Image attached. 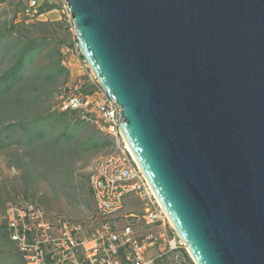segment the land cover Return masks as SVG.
<instances>
[{"label":"water","instance_id":"1","mask_svg":"<svg viewBox=\"0 0 264 264\" xmlns=\"http://www.w3.org/2000/svg\"><path fill=\"white\" fill-rule=\"evenodd\" d=\"M193 264H264V0H64Z\"/></svg>","mask_w":264,"mask_h":264},{"label":"rangeland","instance_id":"2","mask_svg":"<svg viewBox=\"0 0 264 264\" xmlns=\"http://www.w3.org/2000/svg\"><path fill=\"white\" fill-rule=\"evenodd\" d=\"M38 3L43 14L32 19L22 13L27 0H0V73L13 65L12 56L20 45L44 41L37 59L28 67L33 69L38 63L44 64L43 68L38 66L43 71L37 82L43 81L42 88L51 90V94L40 103L26 107L17 105L25 111L27 120L60 111L57 106L62 87L82 82L83 92L94 88L93 73L78 51L76 34L64 0H38ZM49 6L55 8L46 11ZM52 49L59 51L60 64L66 72L52 74L51 79L44 80L49 73L46 64L52 65L56 59ZM27 82L33 84L31 80ZM2 106L0 126L9 114ZM63 133L72 135L61 139ZM11 137L9 140L3 138L4 145L0 148V264H22L14 244L3 235L5 231L1 221L5 207L16 200L33 201L55 215L88 226L93 210L88 169L97 156L108 154L116 145L111 138V144L103 145L105 134L78 113L67 114L32 146L19 137ZM126 207L140 209L142 204L136 196H129ZM137 230L143 232L146 229L138 227ZM166 232L170 238H176L177 248L165 250L162 254L157 248L151 249L149 257L152 262L149 264H193L185 246L178 242L179 238L169 225Z\"/></svg>","mask_w":264,"mask_h":264},{"label":"built area","instance_id":"3","mask_svg":"<svg viewBox=\"0 0 264 264\" xmlns=\"http://www.w3.org/2000/svg\"><path fill=\"white\" fill-rule=\"evenodd\" d=\"M22 13L32 19L43 14L38 0H27ZM92 83L94 88L86 92L81 90L82 82L62 87L57 106L92 121L116 144L88 169L93 204L89 224L85 227L55 215L30 200L8 204L1 215L2 226L22 264H149L151 249L162 254L177 248L176 238L167 235L166 226L172 227L164 210L120 137V107L95 76ZM129 196H136L142 207L128 209ZM138 227L146 230L139 232Z\"/></svg>","mask_w":264,"mask_h":264},{"label":"trees","instance_id":"4","mask_svg":"<svg viewBox=\"0 0 264 264\" xmlns=\"http://www.w3.org/2000/svg\"><path fill=\"white\" fill-rule=\"evenodd\" d=\"M54 8L55 7L53 6H49L46 11ZM40 12H43L42 9ZM42 44H44L43 40L40 41V43L32 42L29 45H20L12 56L13 65L0 73V106L4 104L2 108H6L5 112H9L8 117L2 120L5 124L3 123V125L0 126V148L4 145L2 143L3 138L9 140L12 135L17 138L19 137L20 140H24L27 145L32 146L34 141L42 139L45 133L52 130V128L57 125L59 120L67 114H75V112L70 113L54 111L46 115L36 116L27 120V117L24 115L25 111L23 112V109L21 107L18 108L17 106L21 105L26 107L32 103L36 104L43 102L46 100V97L51 94V90L48 91L42 88L43 81L40 83L37 82L43 71L38 68V66L43 68L44 64L42 65L41 63H38L36 65L37 67L33 69H29L28 67V64L37 59L38 50ZM52 50L53 54L56 55V59L52 65L46 64L45 68L49 71V73L45 75L44 80H49L53 77V75L62 71L66 72V69L60 64L59 51L56 49ZM29 80L33 82L32 85L28 84L27 81ZM44 123H47L48 125L43 126ZM71 135L72 134L70 133H63L60 137L61 139H64L70 137ZM103 139V145L111 144L109 136L105 135ZM65 175H67V172ZM3 235L8 238L6 231Z\"/></svg>","mask_w":264,"mask_h":264},{"label":"bare ground","instance_id":"5","mask_svg":"<svg viewBox=\"0 0 264 264\" xmlns=\"http://www.w3.org/2000/svg\"><path fill=\"white\" fill-rule=\"evenodd\" d=\"M126 143V142H125ZM127 145V144H126ZM127 147H128V145H127ZM129 148V147H128ZM130 150V149H129ZM131 151V150H130ZM132 153V152H131Z\"/></svg>","mask_w":264,"mask_h":264}]
</instances>
